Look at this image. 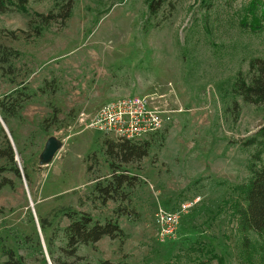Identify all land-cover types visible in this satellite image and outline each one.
<instances>
[{
    "label": "rangeland",
    "instance_id": "374dc122",
    "mask_svg": "<svg viewBox=\"0 0 264 264\" xmlns=\"http://www.w3.org/2000/svg\"><path fill=\"white\" fill-rule=\"evenodd\" d=\"M149 1L75 0L64 24L38 16L54 0L0 14V44L17 52L0 60V100L20 89L28 96L0 127V148L11 144L21 173L0 176V264L7 249L27 264H264V234L244 232L237 212L258 150L246 142L264 126V105L232 93L239 72L264 59V29L247 26L253 0H159L156 13ZM124 95L159 96L176 109L161 131L138 139L151 141L149 154L129 163L108 153L117 137L88 126ZM50 136L64 145L42 166ZM0 166L12 163L0 157ZM116 166L135 179L123 198L104 202L96 186ZM192 201L176 235L164 236L157 213ZM70 211L116 219L126 238L67 256Z\"/></svg>",
    "mask_w": 264,
    "mask_h": 264
},
{
    "label": "trees",
    "instance_id": "16d2710c",
    "mask_svg": "<svg viewBox=\"0 0 264 264\" xmlns=\"http://www.w3.org/2000/svg\"><path fill=\"white\" fill-rule=\"evenodd\" d=\"M29 0H0V14H4L11 10L18 12H26ZM75 0H54V9L48 14H38L44 23L49 21H61V24L66 23L72 16ZM159 0H150L149 9L151 13H156L159 8ZM264 1L253 0L252 8L249 10L252 15V21L247 26L253 31L264 29ZM260 8V13L257 11ZM13 52L10 48L0 44V60L7 63ZM248 73L239 72L233 83L232 93L235 96H241L247 103L264 105V59L253 58L249 64ZM16 91V90H15ZM28 99L27 93L24 90H18L7 98L0 100V111L3 119L7 121L8 117L17 116L23 108L25 101ZM233 115H237L240 110V105L234 100V105L231 108ZM237 112V113H236ZM1 127V122H0ZM108 141V140H107ZM246 145L257 146L252 155L250 163V179L245 187L244 203L239 206L237 212L239 214V224L244 232H255L264 234V126L261 127L250 139ZM108 153L116 156L123 162H135L146 157L151 149V141L141 140L132 141L127 139H117L109 141ZM0 157H6L11 163V167L0 166V176L7 170H12L18 176L21 175L15 161V154L11 144L8 143L7 149L0 148ZM113 165V164H112ZM120 167L114 169L112 179L103 184H97V190L100 191L103 201L109 199L123 198L125 194L124 186L133 185L135 177H130L119 171ZM2 185H6L9 180H4ZM70 218V223L65 227L64 233L66 236L67 247L64 248V253L67 256H76L78 248L81 244H90L100 241L108 236L112 239L120 238L124 241L126 234L121 228L116 219L106 220L104 223L94 220L92 215L82 211L67 212ZM1 248V246H0ZM7 258L1 264H27L21 257L16 255L14 250H5ZM77 257V256H76ZM76 259H83L76 258ZM54 264H83V263H68L54 259ZM92 264H127L123 262H115L108 259L99 260Z\"/></svg>",
    "mask_w": 264,
    "mask_h": 264
},
{
    "label": "built area",
    "instance_id": "2783aa9c",
    "mask_svg": "<svg viewBox=\"0 0 264 264\" xmlns=\"http://www.w3.org/2000/svg\"><path fill=\"white\" fill-rule=\"evenodd\" d=\"M159 99V96L141 95H124L114 98L98 110L88 126L97 131L112 134L118 139L132 141L155 135L171 121L173 113L176 112V109L164 105ZM195 201L182 203L179 211L160 210L157 213L164 236L176 235L181 212L193 206Z\"/></svg>",
    "mask_w": 264,
    "mask_h": 264
},
{
    "label": "water",
    "instance_id": "95a60500",
    "mask_svg": "<svg viewBox=\"0 0 264 264\" xmlns=\"http://www.w3.org/2000/svg\"><path fill=\"white\" fill-rule=\"evenodd\" d=\"M0 122L3 125V127H5L1 114H0ZM63 145L64 143L60 138L56 136H50L47 139L44 149L39 156V164L44 166L51 163L54 160L57 153L62 149Z\"/></svg>",
    "mask_w": 264,
    "mask_h": 264
}]
</instances>
